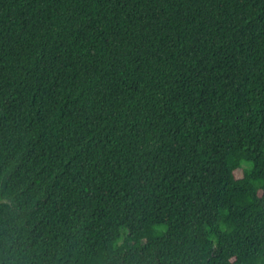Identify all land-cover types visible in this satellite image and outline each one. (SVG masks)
<instances>
[{"label":"trees","instance_id":"16d2710c","mask_svg":"<svg viewBox=\"0 0 264 264\" xmlns=\"http://www.w3.org/2000/svg\"><path fill=\"white\" fill-rule=\"evenodd\" d=\"M0 200V264H264V0H0Z\"/></svg>","mask_w":264,"mask_h":264},{"label":"water","instance_id":"95a60500","mask_svg":"<svg viewBox=\"0 0 264 264\" xmlns=\"http://www.w3.org/2000/svg\"><path fill=\"white\" fill-rule=\"evenodd\" d=\"M0 203H8L6 200H0Z\"/></svg>","mask_w":264,"mask_h":264},{"label":"rangeland","instance_id":"374dc122","mask_svg":"<svg viewBox=\"0 0 264 264\" xmlns=\"http://www.w3.org/2000/svg\"><path fill=\"white\" fill-rule=\"evenodd\" d=\"M240 175V172H236V176H239Z\"/></svg>","mask_w":264,"mask_h":264}]
</instances>
